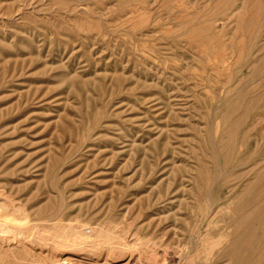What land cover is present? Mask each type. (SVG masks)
Segmentation results:
<instances>
[{"label": "rangeland", "instance_id": "rangeland-1", "mask_svg": "<svg viewBox=\"0 0 264 264\" xmlns=\"http://www.w3.org/2000/svg\"><path fill=\"white\" fill-rule=\"evenodd\" d=\"M0 205V264H264V0H0Z\"/></svg>", "mask_w": 264, "mask_h": 264}, {"label": "bare ground", "instance_id": "bare-ground-1", "mask_svg": "<svg viewBox=\"0 0 264 264\" xmlns=\"http://www.w3.org/2000/svg\"><path fill=\"white\" fill-rule=\"evenodd\" d=\"M3 190V189H2ZM4 191V190H3ZM5 192V191H4ZM2 195L4 196V194L2 193ZM7 197H8V195H7ZM11 197V196H10ZM2 198V197H1ZM3 199V198H2ZM10 200H11V198H10ZM2 202V201H1ZM3 203V202H2ZM9 205H12L11 203L9 204ZM4 206V205H3ZM2 206V207H3ZM0 207H1V205H0ZM10 208V207H9ZM13 209V208H12ZM14 210V209H13ZM11 216V215H10ZM14 217V216H13ZM11 221V220H10ZM9 220H6V219H0V246L1 247H4V246H8L9 247V245H11V246H17L19 243H21V242H24L25 243V241L27 240H24L25 239V236H24V234L27 232V231H24L23 230V227L21 226V225H19V223H18V221L17 222H15V223H18V224H13V222H12V224H11V222H10ZM81 227V226H80ZM30 230V229H29ZM76 230V229H75ZM74 232H76V231H74ZM89 232V231H88ZM32 233H33V231H32ZM79 233H81V231L79 232ZM38 233H36V235H37ZM88 234H90V233H88ZM77 235H79V234H76V236ZM28 236V235H27ZM26 236V237H27ZM32 236V235H31ZM35 236V235H34ZM38 236V235H37ZM85 236V235H84ZM33 238V237H32ZM31 238V239H32ZM74 238V237H73ZM68 239L67 241H61V244H62V246L64 245H73V247H74V245L75 244H80V242L83 244V242L84 241H86V242H88V240L87 239H85L84 240V238L82 237V236H80L79 235V237L77 238V237H75V239ZM86 238H87V236H86ZM29 239H30V236H29ZM35 240V239H34ZM37 240H38V238H37ZM84 240V241H83ZM92 240V239H91ZM83 241V242H82ZM90 241V240H89ZM92 242V241H91ZM108 242V241H107ZM105 243H106V241H105ZM60 244V243H59ZM81 244V245H82ZM85 244H87V243H85ZM85 244H83V245H85ZM23 245V244H22ZM107 245V244H106ZM60 246V245H59ZM62 246H60V247H62ZM88 246V245H87ZM22 247V246H21ZM85 247V246H84ZM62 248H64V247H62ZM68 248V247H67ZM66 248V249H67ZM127 248V247H126ZM22 249H24L23 247H22ZM114 249V248H113ZM111 252V251H110ZM109 255H110V253H109ZM152 255V254H151ZM156 255V254H155ZM150 256L151 258H148V259H152V260H150V261H153L152 262V264L153 263H155L156 264V256ZM35 256V255H34ZM148 256V257H149ZM110 257V256H109ZM106 258V257H105ZM111 258H113V257H111ZM157 261H160V260H157ZM26 262V261H25ZM162 263V262H161ZM54 264V263H53ZM71 264V263H70ZM163 264H168V262L167 261H165L164 260V263Z\"/></svg>", "mask_w": 264, "mask_h": 264}]
</instances>
